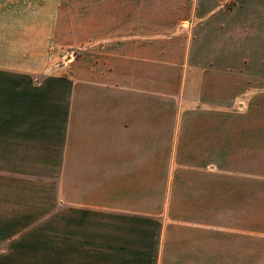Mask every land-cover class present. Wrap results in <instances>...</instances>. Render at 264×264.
<instances>
[{
    "label": "crops",
    "instance_id": "0c3cea01",
    "mask_svg": "<svg viewBox=\"0 0 264 264\" xmlns=\"http://www.w3.org/2000/svg\"><path fill=\"white\" fill-rule=\"evenodd\" d=\"M223 1H37L80 54L0 65V264H264V0Z\"/></svg>",
    "mask_w": 264,
    "mask_h": 264
},
{
    "label": "rangeland",
    "instance_id": "374dc122",
    "mask_svg": "<svg viewBox=\"0 0 264 264\" xmlns=\"http://www.w3.org/2000/svg\"><path fill=\"white\" fill-rule=\"evenodd\" d=\"M37 1L0 0V65L23 61L55 63V67L64 69L79 56L78 39L55 37V23L33 20L35 15L56 13L54 6H42ZM230 2L223 1L221 9L225 12L230 9ZM61 13H68V8ZM66 26V22L59 23V29ZM74 42L77 49L69 50L67 46Z\"/></svg>",
    "mask_w": 264,
    "mask_h": 264
}]
</instances>
